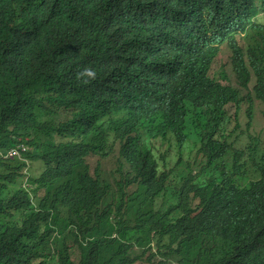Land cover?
Instances as JSON below:
<instances>
[{
  "label": "trees",
  "instance_id": "obj_1",
  "mask_svg": "<svg viewBox=\"0 0 264 264\" xmlns=\"http://www.w3.org/2000/svg\"><path fill=\"white\" fill-rule=\"evenodd\" d=\"M204 1L0 0V150L26 144L25 158L46 165L40 179L31 178L36 191L45 193L37 213L25 191L20 190L25 196L20 200L6 191L8 182L23 177L25 163L0 157V264H264V187L252 186L264 182V142L249 136L239 149V136L230 135L224 141L228 148L249 152L224 161L228 151L211 131L237 93L229 96L216 85L192 108H183L174 99L173 80L164 88L161 77L132 61L151 25L169 22L185 41L184 23ZM83 19L102 21L111 41L110 75L89 77L97 83L95 94L78 53L46 40L53 30L70 32ZM247 36L264 47L262 27L252 26ZM203 44L195 39L190 51L200 52ZM49 111L54 130L43 121ZM114 111L126 122L113 120ZM67 114L71 117L64 122ZM170 129H185L189 137L192 132L205 145L207 167L186 182L207 180L205 187L224 203V216L204 201L196 215L215 228L212 235L195 221L179 183L164 185L152 161L142 160L147 140ZM94 133L103 140L91 141ZM115 143L129 161L128 172L135 174L129 180L128 190L135 188L131 194L123 185L114 189L101 174L104 168L88 162L112 155ZM112 163L108 172L120 166ZM172 207L183 216L162 238L158 231ZM110 217L121 227L114 238L104 233Z\"/></svg>",
  "mask_w": 264,
  "mask_h": 264
},
{
  "label": "clouds",
  "instance_id": "obj_2",
  "mask_svg": "<svg viewBox=\"0 0 264 264\" xmlns=\"http://www.w3.org/2000/svg\"><path fill=\"white\" fill-rule=\"evenodd\" d=\"M86 1L90 4L100 2V0ZM252 26L262 27L264 30V0H205L199 3L195 14L184 23V30L188 36L185 41L179 39L169 22L157 23L143 31L132 53L134 66L161 77L163 80L162 87L168 88L170 80L174 81V99L183 108H192L199 97L207 95L216 85L223 87L224 92L229 96L233 95L234 92L237 93L234 101L222 107L219 116L213 121V128H211L215 136L220 138L219 146L228 151L224 161L228 155L231 156L233 154L238 160L239 157L249 152V150H232L224 143L227 137L231 135V139L235 135V129H231V127L233 122L237 120V113L240 111L241 104L246 101V93L253 95L246 101L248 104V128H250L253 120L255 101H259L264 106V89L261 87V83H264V47L254 44L248 38L247 33ZM197 38L204 40L202 50L200 52L190 51L192 42ZM46 40L57 45L62 50L76 51L80 60L85 63V75L88 78L93 74H102L104 77L110 75L112 71V66L109 62L111 41L106 36L105 25L102 21L80 20L74 30L66 33L53 30ZM241 41H243V45H241ZM223 46H226L232 54L231 64L237 80L236 86L225 84L211 75L212 67ZM198 74L203 75V77L197 78ZM223 77L226 79L225 76ZM90 80L92 83L91 91L95 94L97 92V83L92 79ZM253 80L254 85L250 89V84ZM229 106L235 108L234 116L230 115ZM104 110L109 111L110 109L104 107ZM62 115L65 116L64 113ZM70 117L71 115L67 114V118L63 121L66 122ZM112 119L118 122L125 121L124 117L115 111ZM43 121L49 128L55 129L56 121L50 111L44 114ZM188 133H190V137L185 132V129L182 131L170 129L165 136L147 140L149 150L142 155V160L148 159L152 161V167L158 169L157 173L155 171L156 179L164 185L179 183L183 191L184 201L191 208L195 221L203 227L205 233L212 235L216 231L215 228L196 217V215L202 210L203 201L214 208L217 207V214L222 216L225 214V206L217 194L205 187L207 180L201 184L186 182L188 179H194L199 176L209 163V156L204 143L195 139L191 135L192 132ZM249 136L247 141H250ZM254 136H259L260 143L264 142L262 135ZM116 139L113 138V140ZM90 140L103 139L94 133ZM159 141H161V144L167 143L169 150L165 153H160V145L156 146ZM116 143L113 146L116 147L114 153L117 150L119 153L120 147ZM246 143L243 146H239V144L235 146L242 149L246 147ZM197 145H200L198 152L205 158L201 167L196 172L187 166L186 173L178 175V168L183 165V152H191ZM29 150L28 145L20 144L5 152L0 150V157L6 160L18 159L25 163L22 171L23 177L19 180L8 182L6 191L8 196L15 200L23 199L25 196L21 195L20 190L25 191L28 195V202L34 206V211L39 213L42 212L39 200L44 197L45 193L36 191L37 185L31 182V178L40 179L46 170V165L42 159L25 158L24 155ZM93 157L101 158V156ZM121 159L122 164L127 168V177L124 182H120L117 187L113 186L110 181L107 182L114 189L119 188V185H123L126 192L131 194L135 188L130 187V191L128 190L129 180L132 181L135 174L128 172L129 165L126 163L129 162L128 159H125L124 155H122ZM31 162H40L42 164V172L36 177L28 176L27 170ZM252 186L255 190L261 191L264 187V182L257 180ZM180 212L173 207L170 208L167 219L161 224L158 231L159 236L163 238L172 232L178 220L183 216ZM110 218L111 221L104 228V233L114 238L117 236L115 231L121 227L119 226V220H115V217Z\"/></svg>",
  "mask_w": 264,
  "mask_h": 264
},
{
  "label": "rangeland",
  "instance_id": "obj_3",
  "mask_svg": "<svg viewBox=\"0 0 264 264\" xmlns=\"http://www.w3.org/2000/svg\"><path fill=\"white\" fill-rule=\"evenodd\" d=\"M241 45H243V41H241ZM231 51L226 47L223 46L221 48V52L216 59L212 70L211 75L218 80H221L225 84H232L234 86L237 85V80L232 70L231 64ZM225 76L226 79L223 77ZM254 85V80L250 84V89H252ZM251 93H246V101L252 97ZM241 104L240 111L237 113V120L233 122L231 129H235V135L239 136L240 143L239 146H243L247 140L249 135H262L264 138V106L259 101H255L254 103V113H253V120L251 123L250 128H248V114H247V102ZM229 113L231 116L235 114V108L233 106H229ZM160 145L159 152L165 153L168 149V144H161V141L156 143V146ZM200 145L194 147L193 151H184L182 154V161L183 165L178 168V175L182 173H186V167L189 166L191 170L198 171L201 167L204 157L202 154L198 152ZM172 152V151H171ZM173 154V152H172ZM122 156L118 153V150L106 158H98V157H91L89 159V164L95 167H102L101 174L109 180L113 186L117 187L120 182H124V179L127 177V168L122 164ZM120 162V166L117 167L113 171H107L109 167H113V161ZM97 161H100L101 164H98ZM118 168H120L118 170ZM42 164L40 162H31L29 164V169L27 170L28 176L36 177L42 172ZM25 180V179H24Z\"/></svg>",
  "mask_w": 264,
  "mask_h": 264
},
{
  "label": "bare ground",
  "instance_id": "obj_4",
  "mask_svg": "<svg viewBox=\"0 0 264 264\" xmlns=\"http://www.w3.org/2000/svg\"><path fill=\"white\" fill-rule=\"evenodd\" d=\"M124 122H126V120Z\"/></svg>",
  "mask_w": 264,
  "mask_h": 264
}]
</instances>
